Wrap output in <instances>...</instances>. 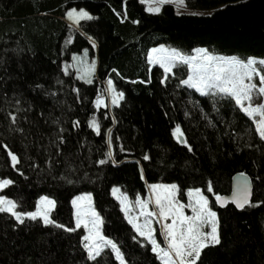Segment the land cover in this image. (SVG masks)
Masks as SVG:
<instances>
[{
  "label": "trees",
  "instance_id": "1",
  "mask_svg": "<svg viewBox=\"0 0 264 264\" xmlns=\"http://www.w3.org/2000/svg\"><path fill=\"white\" fill-rule=\"evenodd\" d=\"M185 2L200 12L181 13L170 3L149 12L142 0H0V179L13 181L0 195L18 211H35L48 196L56 201L51 218L66 226L0 213V264H120L110 247L89 259L85 229L66 230L75 228L71 201L81 193L92 194L102 234L126 264H162L112 193L120 187L135 201L154 183L176 184L181 199L200 188L217 212L220 243L204 248L197 264H264V140L254 120L234 99L180 83L186 65L165 73L150 62L160 45L264 57V0ZM72 8L92 18L72 23ZM85 49L97 59L91 84L72 64ZM109 78L124 97L111 109L97 107ZM177 125L187 143L177 140ZM9 150L19 158L15 167ZM238 173L252 178L251 204L221 206L216 195H229Z\"/></svg>",
  "mask_w": 264,
  "mask_h": 264
},
{
  "label": "snow or ice",
  "instance_id": "2",
  "mask_svg": "<svg viewBox=\"0 0 264 264\" xmlns=\"http://www.w3.org/2000/svg\"><path fill=\"white\" fill-rule=\"evenodd\" d=\"M142 2L148 3L147 10L149 12H159L163 4L173 2V0H155L156 6H152L153 0H142ZM180 2L183 3V0ZM67 18L79 24L81 20L92 17L85 9L72 8L67 12ZM158 52L162 54H156ZM195 52L196 55L187 56L175 49L171 51L153 49L155 55L150 57V62L160 64L165 73L172 72L177 62L187 64L190 74L187 79L180 83L195 89L202 95L219 93L234 99L240 110L254 120L256 131L264 140V104L255 106L252 104L254 94L264 95V68L258 67V64L264 65V59L257 61L256 58L250 57L247 60H241L237 57L218 56L204 48H197ZM86 57L87 49L84 50L83 57L73 56V60H76L77 64L80 65L79 70L82 72L80 79L91 84L93 83L91 76L96 65L95 61L87 64ZM65 71H67V66H65ZM255 77L259 79L258 84L254 82ZM107 84L112 103L114 105L119 104L124 93L117 91L112 79L109 78ZM103 104V97L98 96L96 106L100 107ZM257 115L259 119L256 118ZM14 120L15 117H13ZM76 123L78 124L79 121ZM90 126L97 134L100 133V124L95 118L91 120ZM174 134L181 143H187L179 125L176 126ZM111 144V129H108L109 151L106 153L108 158L113 156ZM4 147L7 148L8 146L4 145ZM189 149L191 150L190 145ZM8 155L11 157L12 166L15 167L19 162L18 156L11 150L8 151ZM144 158L149 159L148 156ZM105 162L103 159L99 161L100 164ZM12 183L11 179H0V190ZM149 188L154 194V198L153 195L147 199L137 196L135 201H130L127 194L116 195L120 192L118 188H113L112 193L116 195L123 206L128 223L132 225L140 237H144L150 243L151 251L156 253L162 264H197L204 248L220 243L218 215L209 206V198L204 195L200 188H190L187 193L189 202L185 204L177 199L178 186L176 184H151ZM207 190L213 191L211 182H209ZM251 195V184L245 177L244 182L237 185L230 197L216 195V201L221 205L230 201L237 208L243 209L246 205L251 204ZM71 203L75 208V228L68 227L66 230L72 232L81 226L87 229V235L83 237V247L87 250L88 258L95 260L101 255L104 248L110 247L120 264H126L124 255L116 242L101 232L103 220L93 206L92 194L84 193L76 196ZM150 205H154V208ZM55 206L56 201L54 199L41 196L35 211H18L15 200L0 195V213H10L20 223L24 222V218H30L33 221L39 218L42 219L44 225H57V221L51 218V212ZM186 208L191 209V215L186 214ZM131 212H135V215L130 214ZM154 221L159 222L161 226L163 244L156 238ZM57 226L62 229L66 228L64 224ZM206 227L210 230L206 231ZM135 238L133 237V239Z\"/></svg>",
  "mask_w": 264,
  "mask_h": 264
},
{
  "label": "rangeland",
  "instance_id": "3",
  "mask_svg": "<svg viewBox=\"0 0 264 264\" xmlns=\"http://www.w3.org/2000/svg\"><path fill=\"white\" fill-rule=\"evenodd\" d=\"M147 4V7L149 6L148 5V3H146ZM166 4V3H165ZM170 4H173L176 8H177V10L179 11V12H181V13H184V12H193V13H198V12H200V11H198V10H192V9H190L188 6H187V4H186V2H185V0H183V3H181L180 2V0H173V2H170ZM152 6H156V3H155V0H153V2H152ZM71 10V9H70ZM78 10V9H77ZM203 13H206V12H208V11H202ZM85 20V19H84ZM72 23H74L73 21H71ZM76 24V23H75ZM197 48H204V49H207L210 53H212V54H214V55H218V56H225V57H237L238 59H241V60H247L248 58H250V57H254V58H256L257 59V61H259V60H261V59H264V57H259V56H248V57H246V58H241V57H238V56H235V55H232V56H229V55H226V54H223V53H219V52H217V51H215V50H212V49H208V48H205V47H197ZM197 48H195V49H197ZM153 49H157V50H160V49H164V50H167V51H171V50H173V48H171V47H168V46H166V45H160V46H158V47H156V48H153ZM153 49L151 50V53H150V55H151V57L153 56V55H155L154 53H153ZM195 49L192 51V52H190V53H188V54H184V55H187V56H194V55H196V52H195ZM156 54H162V53H156ZM77 57H83L84 56V53H82V54H78V55H76ZM86 59V61H87V64H91L93 61H95V65H96V67H95V71H94V73L92 74V76H91V79H93V76L95 75V73H96V68H97V59H96V57L94 56L93 57V55L92 54H90V53H88L87 52V57L85 58ZM178 63H181V64H183V65H186L187 67H188V65L187 64H185V63H183V62H177L176 64H175V66L173 67V69H172V72L174 71V68L177 66V64ZM72 64H73V66L78 70V73H79V76L82 74V72L79 70L80 69V65H78L77 64V61L76 60H73V62H72ZM258 67H261V68H264V65H259L258 64ZM189 68V67H188ZM190 74V69H189V73H188V75ZM188 77V76H187ZM187 77H186V79H187ZM86 81V80H85ZM254 82H256L257 84L259 83V79H258V77H255L254 78ZM106 86H107V99L106 100H104V104L103 105H101V106H103V107H105V106H107L109 109H111L112 108V106L114 105L113 103H112V100H111V95H110V93L108 92V84H106ZM211 94V93H210ZM247 103V102H246ZM252 104L255 106V105H259V104H264V95H260V94H254L253 95V98H252ZM257 119H259V116L257 115V117H256ZM154 184H162V183H154ZM162 185H171V184H162ZM115 188H118L119 190H120V192L119 193H117L116 195H122V194H124L123 192H122V189L120 188V187H115ZM1 191V190H0ZM187 193H188V191H187ZM82 194H84V193H81V194H79V195H77V196H80V195H82ZM115 195V196H116ZM150 195H153V198H154V194L153 193H151V191H150V188H149V186H148V196L146 197V198H144V199H147ZM177 199L178 200H180L181 202H183V203H185V204H187L188 202H189V197H188V194L186 195V199H181L180 198V196H179V190L177 191ZM130 200V199H129ZM131 201V200H130ZM92 202H93V197H92ZM93 206H94V202H93ZM123 207V206H122ZM150 207H153L154 208V205H150ZM94 208H95V206H94ZM96 209V208H95ZM96 211H97V209H96ZM74 212H75V208H74ZM98 212V211H97ZM185 212H186V214H188V215H191L192 213H191V209H189V208H186L185 209ZM130 214H132V215H135V212H131ZM101 216V215H100ZM102 217V216H101ZM142 219V218H141ZM102 220H103V218H102ZM169 223L171 222L170 220L168 221ZM102 226H103V223H102V225H101V232H102ZM81 227H83V226H81ZM154 227H155V229H156V238L163 244L164 243V238H163V236H162V234H161V226H160V224H159V222H155L154 221ZM85 229V228H84ZM205 230L206 231H208V230H210V228H205ZM85 232H86V234L85 235H87V229H85ZM106 248H104L103 249V251L105 250ZM102 251V252H103ZM101 252V253H102Z\"/></svg>",
  "mask_w": 264,
  "mask_h": 264
},
{
  "label": "water",
  "instance_id": "4",
  "mask_svg": "<svg viewBox=\"0 0 264 264\" xmlns=\"http://www.w3.org/2000/svg\"><path fill=\"white\" fill-rule=\"evenodd\" d=\"M241 174H243V175H241ZM245 177L250 181V184H251L252 195H251V198L250 199L252 201V199H253V191H254V184H253L252 178L248 174H246V173H238V174H236L233 177V179H232L231 192H230V194L229 195H222V196L230 197L232 195V193L235 191L237 185H241L244 182ZM227 203H232V202L229 201ZM219 204L221 205V203H219ZM226 204L221 205V206H225ZM232 204H234V203H232Z\"/></svg>",
  "mask_w": 264,
  "mask_h": 264
}]
</instances>
